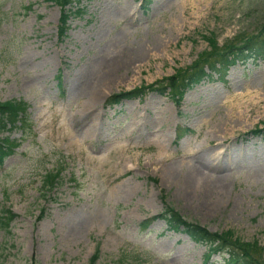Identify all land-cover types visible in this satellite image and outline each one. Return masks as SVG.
Listing matches in <instances>:
<instances>
[{
  "label": "rangeland",
  "instance_id": "rangeland-1",
  "mask_svg": "<svg viewBox=\"0 0 264 264\" xmlns=\"http://www.w3.org/2000/svg\"><path fill=\"white\" fill-rule=\"evenodd\" d=\"M65 8L60 36L58 3L0 0V99H26L31 119L25 135L0 131L21 139L0 163V215L16 213L9 226L0 222V264H235L217 250L207 257L205 242L165 218L142 227L166 202L213 231L258 240L253 255L264 264V52L222 77L208 68L178 99L169 84L209 47L203 33L222 44L259 31L264 0H73ZM100 77L108 84L92 103L86 87ZM136 87L137 96L107 102ZM177 127L190 130L179 138ZM199 158L220 173H198ZM56 167L61 182L44 185Z\"/></svg>",
  "mask_w": 264,
  "mask_h": 264
},
{
  "label": "trees",
  "instance_id": "trees-1",
  "mask_svg": "<svg viewBox=\"0 0 264 264\" xmlns=\"http://www.w3.org/2000/svg\"><path fill=\"white\" fill-rule=\"evenodd\" d=\"M58 3L61 8L58 30L60 36L67 34V21L68 16L72 12V9L65 8L68 3H72L73 0H53ZM68 10V11H67ZM257 30L244 33L240 39L237 37L227 40L222 44H218V36L214 31H210L209 34L203 33L204 38L207 40L208 48H204L197 54V58L188 65V70H184V75L179 78L177 75H171L170 87L173 89V95L176 99L180 98L183 91L200 82L201 79L209 77L210 71L215 72L218 76L222 77L231 64L239 59H248L258 56L264 52V22ZM208 68L210 71H208ZM181 72V71H180ZM182 73V74H183ZM142 89L136 87V89H129L126 91L115 92L111 95L107 102L116 103L120 99L129 96H137ZM19 127L23 129V135L26 131L31 129V119L29 117V102L24 98H9L8 100L0 99V131L8 127ZM190 130L189 127L185 129L176 128L177 137H181L184 133ZM21 139L14 138L8 134L0 135V163L10 153L14 152L15 147L18 146ZM61 168L56 167L54 170L48 169L44 176V185L54 187L55 184L61 182ZM163 211L160 213H154L151 216L143 218L140 222L142 227L148 226L156 217H162L166 219L167 227L173 230H181L196 241L205 242L207 244L206 256L208 257L213 251H220L228 254V261L237 264H259L256 257L253 255V250L261 248L258 240H251V242L245 241L240 237H237L229 231H213L208 227L202 225L199 222H193L192 220L184 217L175 207H172L166 202L163 207ZM4 213L0 215V222L9 226L10 221L15 216V212L10 210L9 207H3ZM241 247V248H240ZM96 251L91 258L94 261L98 254ZM127 264H134L131 261Z\"/></svg>",
  "mask_w": 264,
  "mask_h": 264
},
{
  "label": "bare ground",
  "instance_id": "bare-ground-1",
  "mask_svg": "<svg viewBox=\"0 0 264 264\" xmlns=\"http://www.w3.org/2000/svg\"><path fill=\"white\" fill-rule=\"evenodd\" d=\"M127 5V4H126ZM127 10L130 9V5H127ZM122 8V7H121ZM119 9V8H118ZM117 9V10H118ZM121 10V9H120ZM109 12L108 14H111L112 10H106L104 9V12ZM119 12V10L117 11ZM116 13V12H115ZM120 13V12H119ZM118 13V14H119ZM127 16V15H126ZM132 16V15H131ZM123 17V16H122ZM89 83V86L86 87V90L89 96V99H91V102L95 103V99L98 96V94L100 93L99 91L103 88L104 85L108 84V81L106 79H103L102 77L97 78V79H91ZM84 88V86H83ZM82 88V89H83ZM81 89V88H80ZM81 91V90H80ZM79 92V91H78ZM82 93V92H81ZM85 93V92H84ZM85 93V94H86ZM90 130V129H89ZM200 155V154H199ZM214 159V157H212ZM216 160V159H215ZM217 162V161H216ZM217 165H213V160L211 158H199L198 160H196V165L194 167V169H196L198 171V173L201 171L204 175H209L212 172H218L220 173V171L218 170V168L216 167ZM174 173H176V171L173 170V168H171L169 170V174L173 175ZM224 182H226V175H221L220 180L218 181V185L220 186H224Z\"/></svg>",
  "mask_w": 264,
  "mask_h": 264
}]
</instances>
